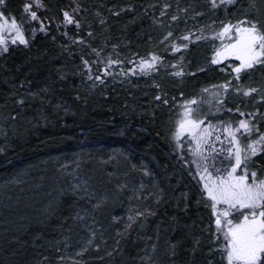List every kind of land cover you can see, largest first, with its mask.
<instances>
[{"label": "trees", "instance_id": "1", "mask_svg": "<svg viewBox=\"0 0 264 264\" xmlns=\"http://www.w3.org/2000/svg\"><path fill=\"white\" fill-rule=\"evenodd\" d=\"M260 1L256 3L261 11ZM42 3L46 7H33L40 20L47 22L48 32L35 34L30 29H39V22L27 20L18 9L21 0H4L0 6V11L15 16L22 25L28 21L25 29L31 36L28 45L9 43L0 54V187L18 181L23 173H32L34 179L51 178L42 172L50 167L59 190L53 211L36 227L39 232L31 229L14 241L21 244L23 253L14 259L6 250L0 254V264H207L209 260L220 264L218 252H209L215 247V228L213 224L211 230L206 227L210 210L203 202L197 204L200 191L189 180L196 173L194 158L188 155L190 139H180L178 147L170 137V118L162 100L156 101L155 88L118 75L93 87L94 82L85 77L82 57L98 58L93 49L104 58L146 53L150 26L143 22L139 6L147 0ZM76 8L79 28L59 23L63 10ZM116 8L123 13L113 17L110 9ZM76 36L86 43H74ZM201 50H193L188 57L197 62L199 53L205 60ZM203 69L180 82L163 77L159 83L179 85L185 92L216 84L210 65ZM254 74L244 79L259 76L264 81L263 72ZM228 105L224 107L230 109ZM258 109L264 114V104ZM225 158L226 151L219 159ZM83 188L92 195H84ZM182 193L190 198L187 210H181L186 202L182 196L177 206L160 208L162 197L170 201ZM101 197L103 204L94 208ZM127 200L133 205L128 206ZM148 208L153 215L145 213L125 227L130 216ZM36 234L42 235L43 242H31Z\"/></svg>", "mask_w": 264, "mask_h": 264}, {"label": "snow or ice", "instance_id": "2", "mask_svg": "<svg viewBox=\"0 0 264 264\" xmlns=\"http://www.w3.org/2000/svg\"><path fill=\"white\" fill-rule=\"evenodd\" d=\"M3 2L4 0H0V4ZM233 2L234 0H219L220 5ZM35 4L36 7H46L42 0H35ZM210 6L215 9L218 6V0H210ZM168 7V4L164 5L165 9ZM32 8V3L25 2L23 4V12L30 14V22L40 20L37 12ZM78 11L79 8L73 9L71 12L63 10V20L59 23L64 24L65 27L75 24L79 28L81 21L74 15ZM164 14L162 11L161 16ZM172 20L176 21L177 16H173ZM157 23H162V21H157ZM212 24L215 26L216 22L213 21ZM38 30L48 32L43 20H40L39 29L32 28V33L35 34ZM200 31L204 32L203 26ZM195 32V29L188 30L182 36L173 39L175 33L167 31L161 37V42L165 43L166 48L170 51L179 55L181 50L189 49L193 40L198 42L207 36L206 33L201 36L196 35ZM64 35H68V33L65 32ZM211 37L220 40V46L212 52V64L219 65L221 61H226L229 57H235L238 60L230 67L222 69L229 79L223 81L219 86H212L213 88L222 87L224 90L223 95L218 92L214 93V95H221V100L218 103L223 104V97L229 91H234L237 95L244 97L264 93V88L260 85L251 86L244 83V77L255 72L258 68L264 72V19L243 15L235 22L223 23L218 31L211 32ZM9 41L12 44L28 45L30 43L23 25L16 17L6 16L4 11H0V50L7 51ZM73 42L86 43L80 36H76ZM93 51L99 55L98 50L93 49ZM82 61L89 73V79L94 80L93 87H95V81L103 83V75L93 77L90 62L83 57ZM162 62L161 56L150 52L148 58H140L138 67L143 72H149ZM119 63L121 62L109 58L102 71L107 72L109 66ZM184 63L185 57L182 55L178 61L173 62V67L178 69L173 75H184ZM203 70L200 69V71ZM132 71L133 68L128 69V72ZM156 87L160 88L161 86L156 84ZM207 91L208 88L202 89V92ZM164 95L161 92L156 99L161 100ZM183 95L181 93L182 97ZM201 99L202 97L192 96L179 104L180 111L171 136L178 147L182 136L187 133L191 137L188 141L189 150L194 158L191 162L196 164L198 182H202L197 204L203 202L210 210V224L206 227L211 230V225H215V232L212 233V242L215 247L210 248L209 252L219 251L221 264H264V178L260 175V169L264 168V165L251 167L256 164L258 153L264 155V130L261 129V123H264V120L257 121L255 119L256 116H264V114H261L259 109H256L254 113L240 112L239 108L228 109L229 112H240L241 116L246 118H242L238 122L219 121V127H217L206 117H197V106L201 103ZM167 102L164 100L165 104ZM258 102L264 104V94L258 96ZM217 111H224V109L218 107ZM245 138L247 143L242 142ZM225 141H227L226 158L219 159L220 156H225ZM191 162L185 159L186 164ZM217 163H219V167H217ZM144 171L146 174H150L146 168ZM76 188L79 189L81 186L76 185ZM82 191L86 196L92 195L86 188H83ZM181 196L186 201L184 207L187 210V200L190 198L187 193H182ZM160 199L161 196H156L157 201ZM103 202L104 198L101 197L93 207L99 208ZM145 213L147 215L154 214L150 208L143 212L138 211L135 216L129 217V224L125 227H130L136 217L144 216ZM92 235L94 237L95 233L93 232ZM92 242L91 239L88 241V243ZM207 264H217V262L209 260Z\"/></svg>", "mask_w": 264, "mask_h": 264}, {"label": "rangeland", "instance_id": "3", "mask_svg": "<svg viewBox=\"0 0 264 264\" xmlns=\"http://www.w3.org/2000/svg\"><path fill=\"white\" fill-rule=\"evenodd\" d=\"M105 1H109V0H105ZM169 1L171 2V4L175 2V0H169ZM25 2L33 3V5H35V0H21L22 6H19L18 9L21 10L22 12H23V4ZM237 2L238 0H234L232 4L225 3L223 5H220L219 0H218V6L214 9V12L215 14H218L220 16L214 15L215 21H217V19L225 21L226 19L224 15H225L226 9L233 8L234 5H237ZM256 2L257 0H247L245 3L246 10L245 8H241L242 3H238L235 9V13H237L238 11V14H239L240 10H242L244 14H246V12H250V13L252 12L254 15H256L255 13H258L259 15H264L263 14L264 13V0L260 1V3L262 4L261 5L262 9L260 7L261 11L258 9L257 7L258 3ZM118 8L110 10V13L113 17H117L121 13H123V11H120L121 9H118ZM32 10L36 11L34 7L32 8ZM242 11L240 13H242ZM200 14L202 15V13ZM29 15H30L29 13H26L28 21H29ZM261 18L264 19L262 16ZM28 21L27 23L23 24L24 29H25V24H28ZM35 21H38L40 24V20H35ZM44 24H47V22H45ZM222 24L216 26L214 29L218 31L219 28L222 27ZM176 27H177L176 24H171L170 27L163 28L161 31V36H163L167 31H173L174 33L179 32L180 35H183V33H185L184 28H186L187 26H185L183 29L180 28L179 30L176 29ZM25 31L30 41L31 36H29L27 29H25ZM30 33L33 34L32 32ZM173 38L174 39L176 38V33L173 36ZM9 43H11V41H9ZM158 43L161 44L162 43L161 40H159ZM20 45H23V44H20ZM23 46H26V45H23ZM200 49H202L201 51L204 52V54L208 53V44L205 47L199 48V50ZM2 52L3 50H0V54ZM166 54H173V52L167 48ZM198 54H197V59H195L197 62L194 61V58L192 62L190 57H188V62H185L187 64H184V71H186V75L184 76V78L191 75V73L199 72L200 69H203L205 65L209 64V61L207 58L203 60L201 59L202 57L200 56V54L199 55ZM173 55L176 56L177 53H174ZM178 58L175 61H178ZM84 59L88 60L87 57H85ZM170 60L173 61V59H170ZM202 60H203L204 65H201L200 61ZM82 64H83V61H82ZM162 68L164 69L163 70L164 75H167L168 79L177 80L178 82L181 81L178 78V76L173 75V73L178 70L177 68L174 69L169 64L167 66H163ZM252 75H255V74L253 73ZM256 77L255 76L253 78L247 77L248 79H246L244 83L246 85H251V86L260 85L262 88H264V81L261 80L259 76H256ZM227 78L228 77L221 78V79L219 78L217 80V83L215 82L216 84H211V86L206 87L208 88L207 92H202V89H205V88L201 87V85H199L198 88L194 86L190 89V91L185 92L181 89L179 85L169 84V86L167 85L166 87L164 86L162 87L159 83V80L142 81V80L134 79L135 81H133V83L143 82L145 84L148 83V85H150V87L152 88L154 87L155 92H156L154 95L155 98L161 92L165 94L162 99V102L165 99L169 101H168V104H166L165 106L163 105L164 107H166L163 109H164V112L166 113V116L170 118V123H171L170 132L172 133L174 131L175 123H176V120L178 118L179 111H180L179 104H182L184 99H189L192 96L198 97V96L204 95V97H207V101H205L206 112L202 114L197 111L196 115L197 117H206V119L208 121H211L212 123L218 122V121H227V120L238 122L240 119L246 118V117H242L240 112L254 113L255 110L258 109L259 105L262 104L258 102V96L264 93H257L256 95H252L250 97H244L242 95H237L234 91H229L226 94V96L223 97L224 101H228V104H229L228 107L230 109L239 108L240 112H235V111L229 112L227 111L228 109L225 108L223 104L220 105L218 103L219 99H221V95H214V93L218 92L223 95L224 90L222 87L213 88L212 86L214 85L219 86L223 81H226ZM156 84H159L161 87L157 88ZM181 93L184 94L183 97L181 96ZM156 101H159V100L156 99ZM171 105H174V107L171 108ZM218 107L223 108L224 111H217ZM164 112L162 111V113ZM259 118L260 117L258 116L255 117L257 121H261V119ZM214 125L219 127V124H214ZM171 133H170V137L172 138ZM187 138L191 139L190 135L186 133L180 139H187ZM242 142L247 143L246 138ZM226 146H227V141H225V151H226ZM217 147L219 148L220 145L218 144ZM185 150H188V148H185ZM188 155L190 157H193L192 153H188ZM258 158H261L263 161L258 162ZM258 163L264 165V156L259 153L257 154L256 164L251 165V167H256L257 165H260ZM185 168H187V166H185ZM186 171L188 174L187 169ZM42 172H47L46 175H48L49 173L50 174L49 176L51 178L44 180L41 177L35 176L37 179H34V176L31 175L32 173L31 174L23 173L19 175V177L21 178H18V181L14 180V181H11V183L4 184L0 187V254H5L7 250L8 251L7 255L8 256L11 255L15 259L14 256H17L20 252L23 253L21 244L14 242V241H18V237L21 234H24L25 232L31 229H35V231L33 232L34 234L38 233L39 231H36V227H38L39 224L43 223V221H45L49 217L54 207L56 206V199L58 196L57 193L59 190V185H57L58 178H55L56 176L54 175L55 171L52 168L50 169V167H44V171ZM238 173H239V170H238ZM260 175L262 178H264V168L260 169ZM189 180L192 182L193 185H195V187H198V191H200L202 182H198L199 181L198 174L195 173V175H193V178L190 177ZM158 195L161 196V191L159 192ZM180 198H181V195H178L174 199L167 201L166 197L164 198L162 197L163 202L159 204V206L160 208L166 207L169 204H171L172 206L173 205L177 206ZM181 199L184 200L183 197ZM139 200H140V196L136 195L135 201L138 202ZM126 203L128 206L133 205V203L128 200L126 201ZM183 207L184 205L181 207V210L184 209ZM34 237L35 238L31 240L32 243H35L36 241L43 242V240H41L42 235L36 234Z\"/></svg>", "mask_w": 264, "mask_h": 264}, {"label": "flooded vegetation", "instance_id": "4", "mask_svg": "<svg viewBox=\"0 0 264 264\" xmlns=\"http://www.w3.org/2000/svg\"><path fill=\"white\" fill-rule=\"evenodd\" d=\"M246 1L247 0H238L237 5L238 3H242L241 8H245L246 10V7H245ZM165 4L169 5L167 9L164 8ZM237 5H234L233 8L226 9L225 15H224L226 19L225 21L219 20V19L215 21L214 15L216 16H220V15L215 14L214 9L210 6V0H175L173 4H171L169 0H149V1L147 0V3L145 6H142V7L139 6V9L143 17V22L146 21L150 26L148 35L146 37V42H147V46L145 48L146 53L140 56H135L132 54L130 55V57H127V58L121 55L119 57H105L104 58L101 56V53L99 52L98 58L91 57L88 59V61L90 62L92 66V76L95 77V76L103 75V83L106 81L110 82L117 75L120 76L122 80H130V81H135L134 79H138L142 81H149V80L157 81L164 77L166 80L178 82L177 80L168 79L167 75H164L163 73L164 69L162 67L167 66L168 64L173 67L172 65L173 62L181 55L185 57V62H188V56L192 54L193 50L195 49L197 50V48L199 49L201 47H205L208 44V53H206V57L209 61L208 65H210V69L216 72V77L214 78H216V80H218L219 78L220 79L226 78L228 77V75L222 69L230 67L232 63H236L238 62V60H236L235 57H229L226 61H221L219 65L211 63L212 52L214 51L216 47L220 46L219 38L213 39L211 37V32L216 31V29H214L216 26L222 23H227L229 21L235 22L236 20L240 19L243 15H248L250 18L262 19L261 15H259L258 13H255L256 15H254L252 12L251 13L246 12V14H244L242 10H240V12L242 11V13L239 12L238 14V11L237 13H235V9ZM82 10L85 12V8L84 9L82 8ZM134 10H135V6H133V11ZM162 11L165 13L163 16H161ZM200 13H202V15ZM173 16H177L176 21L172 20ZM157 21H162V23H157ZM213 21L216 22L215 26H213L212 24ZM171 24H176L177 25L176 29L178 30L180 28L183 29L185 26H187L186 27L187 30L186 28H184L185 32L188 30L195 29L196 35L203 36L204 33H206L207 36L206 38H202L198 42L193 40L189 45V49L181 50L179 55L177 54L176 56H174L173 55L174 53L166 54L167 48L165 46V43L162 42L161 44H159L158 41L161 40L162 29L166 27H170ZM201 26H203V29H204L203 33L200 31ZM175 33H176V37L182 36L179 34V32H175ZM150 52H155L157 55L161 56L163 58V62L159 63L153 70L149 72H143L138 67L140 58L142 57L148 58V54ZM95 56H97V54H95ZM109 58H111L112 60H118L121 63L116 64V65H111L108 67L107 72H103L102 70L105 68V65L107 64V61ZM170 59H173V61H171ZM179 59L180 58H178V60ZM134 64L136 65L135 67H134ZM184 64H187V63H184ZM129 68H133V71L128 72ZM173 68L176 69L175 67ZM85 70H86V76H85L86 79L94 82L93 79H89V73L87 69ZM259 71L260 69L258 68L254 73L259 72ZM193 74L194 73H191V75ZM250 74L252 75L253 73H250ZM185 75H186V71H184L183 76H178V78L182 80L181 78H184ZM228 79L229 77L227 78V80ZM95 82L101 83L99 81H95ZM198 97H202L201 103L197 106L198 111L199 113L204 114L206 112L205 101H207V97H204V95L198 96ZM220 100L221 99H219V101ZM162 104L164 106L166 105L164 101L162 102ZM224 104L228 105V101H224L223 105ZM172 107H174V105H171V108ZM202 108H203V111H202ZM218 122H214L213 124H218ZM217 252H218V257H219L218 260L221 262V253L219 251Z\"/></svg>", "mask_w": 264, "mask_h": 264}]
</instances>
